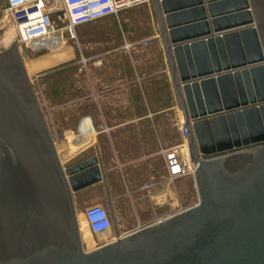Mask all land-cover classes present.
<instances>
[{"label":"water","instance_id":"1","mask_svg":"<svg viewBox=\"0 0 264 264\" xmlns=\"http://www.w3.org/2000/svg\"><path fill=\"white\" fill-rule=\"evenodd\" d=\"M152 3L199 201L121 234L99 147L62 162L13 41L0 51V264H264V0ZM97 183L116 237L86 250L75 193Z\"/></svg>","mask_w":264,"mask_h":264},{"label":"rangeland","instance_id":"2","mask_svg":"<svg viewBox=\"0 0 264 264\" xmlns=\"http://www.w3.org/2000/svg\"><path fill=\"white\" fill-rule=\"evenodd\" d=\"M131 9L135 10L134 14L125 20L124 13ZM59 15L58 11L54 12L53 19L58 25H64L66 20L60 19ZM7 19L3 1L0 6V51L13 41L18 43L17 29ZM98 26L104 30L94 32ZM9 29L14 31L13 38L8 36ZM76 33L77 37L73 38L65 32V42L58 50L33 51L24 44H18L62 162H67L85 149L95 148V145L99 147L110 191L117 197L122 234L196 204L199 197L193 175L169 180L162 155L165 148L181 143L186 146L181 111H177L179 115H156L148 125L142 123L139 128L127 125L110 130L106 126V123L116 121L115 117L122 119L132 115L114 113L112 109L116 103L139 105L142 109L150 107L152 110L175 103L171 97L169 77L167 81L159 77L143 87L144 91L138 85L130 90H120L115 84L120 77L129 80L132 77L133 66L130 67L132 71L127 67L133 55L129 52L131 49L136 56L154 55L164 63L152 0L123 10L118 16L79 25ZM150 36H155L152 45L124 47L126 39L132 43ZM115 40L119 45L115 44ZM101 57H115L114 62L109 61L112 67L108 63L102 67L95 66L94 62ZM138 71L142 74L145 70ZM95 76H102L107 84H100ZM102 88H105V97L98 98L96 92ZM118 93H122L120 95L125 100L122 97L117 99ZM154 151L159 154L149 158ZM75 202L83 227L85 249L103 244L104 239L89 234L84 218L87 206L93 203L107 206L103 184L76 192Z\"/></svg>","mask_w":264,"mask_h":264},{"label":"built area","instance_id":"3","mask_svg":"<svg viewBox=\"0 0 264 264\" xmlns=\"http://www.w3.org/2000/svg\"><path fill=\"white\" fill-rule=\"evenodd\" d=\"M150 0H4L7 20L17 29L18 44L26 45L33 51L43 49L54 50L65 40L68 32L76 38V27L94 22L109 16H118L121 11L140 5ZM66 20L64 25H58L53 19V13ZM140 39L134 43L148 45L151 38ZM183 124V123H182ZM181 124L185 139L186 129ZM177 144L162 150L166 164L168 179L174 181L195 169L188 151V145ZM84 218L92 235L104 239V243L113 237H106L113 228L112 219L107 206L93 203L84 210Z\"/></svg>","mask_w":264,"mask_h":264},{"label":"crops","instance_id":"4","mask_svg":"<svg viewBox=\"0 0 264 264\" xmlns=\"http://www.w3.org/2000/svg\"><path fill=\"white\" fill-rule=\"evenodd\" d=\"M127 9H129V8H127ZM134 11L135 10H132V9L126 11L124 13L125 20H128L129 18H131L132 15L134 14L133 13ZM110 17L112 18L115 16L112 15V16H109V17H106L103 19H107ZM103 19H100V20H103ZM97 30L100 31V30H104V29H102L101 26H98V28H95L94 32H97ZM115 34H116V36L118 35V32L116 31V29H115ZM159 36H160V34H159ZM152 39H154V37L151 38L148 45H152ZM137 40H139V39H137ZM137 40H133L132 43L131 42L129 43V41L126 39L124 47H128V48L131 46L132 47L139 46L140 48L146 47V46H143L142 44L133 43ZM159 43H160L161 49L163 51V55H164L163 58H164L165 66H164V63L162 64V62H160L159 58H156L154 55H147L146 57L144 55L143 56H136V54H134V52L131 49L129 52L132 53L133 55H131L130 60H128L127 65H129V66H127V67L129 68L128 69L129 71H132L130 67L133 66L134 71H133L132 77L130 80L127 78H121V77L119 79H117V81L115 83L116 88H120V90L121 89H126V90L129 89L130 90L134 86L138 85L141 87V90L144 91L143 87H145V86L147 87V85L154 83L153 81L159 79V77L162 78L163 80H166L169 77V81L171 84V79H170V75H169V71H168V65H167L166 56L164 53V48L162 45L161 38L159 40ZM115 44L119 45L118 40H115ZM114 58L113 57L107 58V59L102 58V57L98 58L94 62V65L102 67V66L106 65L107 63L109 64V61L114 62L115 61ZM121 59H123V58H118V60H121ZM110 66L112 67V65H110ZM139 69L140 70L144 69L145 71H142V74H140L138 71ZM95 77H97V76H95ZM96 80L99 81V83L102 85L107 84V81L102 76L97 77ZM166 81H165V86L167 84ZM143 83H144V85H143ZM171 89H172L171 97L173 98L175 103L173 102V103L166 104V105L161 106L155 110L150 109V107H147V109L146 108L142 109L139 105H131V104L129 105V104L116 103V105L113 106V109H112L114 113L124 112V113H130L132 115H128L122 119H121V117H115L116 121L113 120V123H108V124L105 122L106 126L110 130L120 129V128L127 126V125H130L131 127H134V128H139L142 125V123H145L148 125L150 120L153 121L155 119L156 115H159V114L168 115V114L176 113L177 115H179L177 111H180V110L177 107V103H176L174 91L172 88V84H171ZM96 94H97L98 98H100V97L104 98L105 97V88H102V90L97 91ZM120 94H122V93H118L116 95V98L118 99V97H119V99H121V97H122V99L125 100L124 96H122ZM102 112L105 113L104 110H102ZM158 154H159L158 151H154L148 157L152 158ZM163 157H164V155H163ZM94 185H96V184H94ZM116 209H117V206H116ZM117 213H118V217H119V212L117 211ZM80 221H81V219H80ZM120 227H121V225H120ZM81 228H82V225H81ZM88 231H87V234H88ZM89 234L92 235V233L90 231H89Z\"/></svg>","mask_w":264,"mask_h":264},{"label":"bare ground","instance_id":"5","mask_svg":"<svg viewBox=\"0 0 264 264\" xmlns=\"http://www.w3.org/2000/svg\"><path fill=\"white\" fill-rule=\"evenodd\" d=\"M7 33H10V34H8V36L10 35L11 36V38H13V33H14V31H13V29H9L8 30V32ZM6 33V34H7ZM5 34V35H6ZM5 37V36H4ZM1 40V39H0ZM3 40V39H2ZM3 42V41H2ZM63 42H65V41H63ZM22 46H23V44H22ZM63 47V43L59 46V47H57L56 48V50H58V49H60V48H62ZM55 50V49H54ZM53 55H55V54H53ZM57 56V55H56ZM55 56V57H56ZM55 57H54V60H55ZM58 57H60V56H58ZM56 62V61H55ZM27 66V65H26ZM90 133V132H89ZM94 133V132H93ZM89 135V134H88ZM84 138H85V136H84ZM83 139V138H82ZM82 141V140H81ZM84 141V140H83ZM83 143V142H82ZM77 144H78V142H77ZM72 146V145H71ZM74 146V145H73ZM79 146V145H78ZM77 147V146H76ZM75 146H74V148H76ZM187 147V146H186ZM185 147V148H186ZM73 148V147H72ZM61 149H62V147H61ZM186 150H187V148H186ZM82 229H83V227H82ZM112 229V228H111ZM122 234V233H121ZM114 235V233H112V230L110 231V233L109 234H107L106 235V237H109V236H113ZM116 237V236H115ZM115 237H113V238H111L112 240L115 238ZM102 245V244H101Z\"/></svg>","mask_w":264,"mask_h":264},{"label":"flooded vegetation","instance_id":"6","mask_svg":"<svg viewBox=\"0 0 264 264\" xmlns=\"http://www.w3.org/2000/svg\"><path fill=\"white\" fill-rule=\"evenodd\" d=\"M116 196L114 195L113 196V199H114V205H115V209H116ZM116 211H117V209H116ZM120 232H121V230H120ZM112 233H114V230H113V228H112ZM113 236H115V233H114V235ZM110 237H112V236H110Z\"/></svg>","mask_w":264,"mask_h":264}]
</instances>
